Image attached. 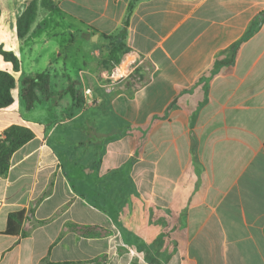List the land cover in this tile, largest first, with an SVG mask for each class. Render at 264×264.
<instances>
[{
  "label": "crops",
  "instance_id": "1",
  "mask_svg": "<svg viewBox=\"0 0 264 264\" xmlns=\"http://www.w3.org/2000/svg\"><path fill=\"white\" fill-rule=\"evenodd\" d=\"M52 1L20 39L29 0H0V135L34 133L0 176V264H264V0H136L126 27L133 0ZM122 29L144 61L112 84Z\"/></svg>",
  "mask_w": 264,
  "mask_h": 264
},
{
  "label": "trees",
  "instance_id": "2",
  "mask_svg": "<svg viewBox=\"0 0 264 264\" xmlns=\"http://www.w3.org/2000/svg\"><path fill=\"white\" fill-rule=\"evenodd\" d=\"M133 0L128 4L126 18L124 20V27L128 25L129 16L133 10ZM39 4L43 5L48 10H53L55 4L52 0H29L24 12L17 20V35L21 39L28 33L31 25L33 24L36 16ZM263 18L258 15L256 23L259 25ZM125 29V28H124ZM124 29H122L116 35H111L109 38L112 39V46L110 48L108 59L109 63L118 61L119 52L122 50L121 39L124 37ZM243 41L240 39L236 44L232 46V50L235 53L237 46ZM0 55L5 60L12 62L15 70L18 69V60L11 51H6L0 45ZM14 86V78L11 73L0 70V109L8 106L12 103L11 89ZM51 94V87L49 77L46 74H35L28 75L21 80V97L24 100L26 109L32 108L41 98H46ZM72 97L78 103V94L72 93ZM172 105H170L171 107ZM157 117H154V120ZM34 136L33 131L22 125H11L7 127L2 135H0V176L4 175L9 167V160L15 150L25 144ZM195 144V139H193ZM264 150V147H263ZM13 216V215H12ZM49 264H74L72 262L63 263H49Z\"/></svg>",
  "mask_w": 264,
  "mask_h": 264
},
{
  "label": "built area",
  "instance_id": "3",
  "mask_svg": "<svg viewBox=\"0 0 264 264\" xmlns=\"http://www.w3.org/2000/svg\"><path fill=\"white\" fill-rule=\"evenodd\" d=\"M143 57L139 56L135 61L118 60L112 62L109 77L112 84L121 83L127 79L138 77L137 70L143 65ZM90 90L87 89L86 93Z\"/></svg>",
  "mask_w": 264,
  "mask_h": 264
},
{
  "label": "rangeland",
  "instance_id": "4",
  "mask_svg": "<svg viewBox=\"0 0 264 264\" xmlns=\"http://www.w3.org/2000/svg\"><path fill=\"white\" fill-rule=\"evenodd\" d=\"M60 39H64V37H60ZM102 41H98V42H95L93 45L96 46V47H99L101 45ZM58 53H56L57 55ZM153 252H154V247L151 249ZM151 251V252H152ZM155 261L152 259V262Z\"/></svg>",
  "mask_w": 264,
  "mask_h": 264
},
{
  "label": "water",
  "instance_id": "5",
  "mask_svg": "<svg viewBox=\"0 0 264 264\" xmlns=\"http://www.w3.org/2000/svg\"><path fill=\"white\" fill-rule=\"evenodd\" d=\"M263 16H264V14H263Z\"/></svg>",
  "mask_w": 264,
  "mask_h": 264
}]
</instances>
